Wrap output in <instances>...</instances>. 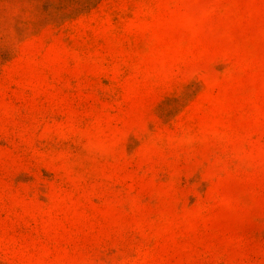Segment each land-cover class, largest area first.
<instances>
[{
    "label": "rangeland",
    "instance_id": "1",
    "mask_svg": "<svg viewBox=\"0 0 264 264\" xmlns=\"http://www.w3.org/2000/svg\"><path fill=\"white\" fill-rule=\"evenodd\" d=\"M0 264H264V0H0Z\"/></svg>",
    "mask_w": 264,
    "mask_h": 264
}]
</instances>
